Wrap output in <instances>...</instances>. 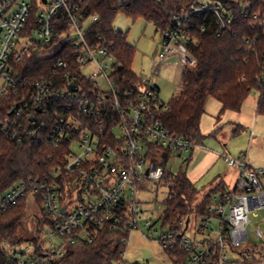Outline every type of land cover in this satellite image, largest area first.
<instances>
[{
	"label": "built area",
	"instance_id": "obj_1",
	"mask_svg": "<svg viewBox=\"0 0 264 264\" xmlns=\"http://www.w3.org/2000/svg\"><path fill=\"white\" fill-rule=\"evenodd\" d=\"M107 1L123 13L140 0ZM229 2L238 4L250 26L260 30L258 39L264 40V0H188L170 15V26L160 31L158 70L169 59L182 68H194L197 61L188 46L194 41V22L202 20L200 32L208 24L217 35L230 31L235 16ZM98 21L88 12L86 0H0V132L18 144L43 133L53 149L63 147L60 164L44 180H19L0 195V216L25 201L40 240L39 251L28 242L0 241V264H51L69 246L91 245L105 229L126 233V246L144 216L138 192L146 190L147 183L165 182L164 168L148 158L151 149L184 157L199 147L172 135L150 113L152 106L167 109L151 79L118 87L114 74L120 64L113 44L93 27ZM34 52L56 61L45 76L30 80L20 67ZM259 67L258 86L264 88V53ZM85 69L90 73L84 74ZM108 109L118 116L110 129ZM221 157L237 169L235 185L213 197L195 229L202 239L185 236L188 224L181 233H173L159 217L143 221L163 250L190 253L184 264H226L228 251L249 240V213L264 210V167L248 165L244 155ZM158 222L160 230H152ZM208 231L214 237H207ZM253 236L264 245L259 227ZM124 253L114 264H124Z\"/></svg>",
	"mask_w": 264,
	"mask_h": 264
},
{
	"label": "trees",
	"instance_id": "obj_2",
	"mask_svg": "<svg viewBox=\"0 0 264 264\" xmlns=\"http://www.w3.org/2000/svg\"><path fill=\"white\" fill-rule=\"evenodd\" d=\"M187 1L140 0L123 13L133 19L143 18L153 22L160 32L170 26V15L184 7ZM257 2L262 3L261 0ZM86 3L88 12L99 17V21L93 27L101 29V34L114 46V54L120 64V69L114 74L118 87L124 89L142 82L144 78L135 75L131 69L134 48L127 43L124 34L112 28V21L118 11L114 10L107 0H86ZM228 5L233 6L235 16L230 31L217 35L212 24H208L205 31L200 32L198 25L202 20H196L194 41L188 45L197 61L196 66L192 69L182 68L180 86L166 104V111L150 107V113L159 120L163 128L172 135L187 138L199 146H202L206 138L200 133V119L208 98L220 103V113L225 111L238 113L249 95L256 93V115L264 117V88L258 86L264 40L261 36L258 39L260 30L250 26V18L240 13L236 2H229ZM55 61L54 57L42 58L34 52L21 62L20 70L25 77L35 80L45 76ZM156 89L159 96L157 86ZM1 110L3 115H7L8 112L4 108ZM106 112L108 117L106 128L110 129L109 124L118 119V116L116 118V113L109 109ZM240 128L234 127L232 137L240 133ZM62 150L63 147L59 150L53 149L44 139L43 133L34 141L18 144L8 134L0 132V195L19 180L28 178L44 180L49 171L60 164ZM148 158L157 162L166 172L168 197L163 204L161 224L173 233H181L185 229L186 220L192 215L203 218L213 197L227 191L225 183L219 182L212 190L200 193V190L189 181L183 168L180 167L176 174L168 173L166 167L173 158L169 151H158L153 148ZM26 211L23 200L18 206L0 216V241L6 239L19 244L28 242L34 246V250L39 251V235L31 224L32 219H28ZM181 222H184V226L180 225ZM124 236L126 233L105 229L91 245L69 246L64 255L51 264H114L121 260V252L125 249L122 243ZM164 252L173 264H184L190 254L184 250L177 253L167 250ZM241 253L246 257L250 253H256L259 259L264 260V245L253 246L252 249Z\"/></svg>",
	"mask_w": 264,
	"mask_h": 264
},
{
	"label": "rangeland",
	"instance_id": "obj_3",
	"mask_svg": "<svg viewBox=\"0 0 264 264\" xmlns=\"http://www.w3.org/2000/svg\"><path fill=\"white\" fill-rule=\"evenodd\" d=\"M236 1V0H232ZM112 28L115 31H119L126 36V41L131 45L135 54L131 64V69L133 73L137 76L145 77L151 79V82L159 88V99L164 104H168L172 96L177 92L180 83H181V74L182 67L177 66L173 63H161L160 69L157 68L158 59L155 54L159 50L160 46V32L151 21H147L143 18L133 19L130 16L122 12H118L113 21ZM90 70L85 69L84 74H89ZM2 82L0 81V85ZM257 96L256 93L250 95L248 103H251L253 99ZM208 116V115H207ZM209 117V116H208ZM207 127H205V135L207 140L206 146L210 145L208 148L213 149L215 145H218V151L220 153L225 150L229 152L230 150H238L240 147H245V150L248 148L249 142V132L251 129L239 133L237 136H229L230 131L228 129L223 130L219 134L217 140L209 136L210 132L213 130L211 126L212 123L209 122L208 118H204ZM208 121V122H207ZM210 123V124H209ZM211 130V131H208ZM257 135L255 139L261 141L260 136L264 135V117L259 116L258 124L256 130L254 131ZM229 139L228 140V137ZM227 138L226 143L222 142L223 139ZM231 141V142H230ZM226 144V147H224ZM250 146V145H249ZM244 150V151H245ZM232 157V156H231ZM237 156H233L236 158ZM182 157H173L167 167L166 171L170 174H176L180 167L182 166ZM223 161V159H222ZM252 167H264V166H253ZM224 165L219 163L218 168L223 169ZM228 166H225V169ZM224 169V170H225ZM232 169L231 171H233ZM228 169V177L231 174L230 180H232V173ZM233 186V181L230 182L228 188L231 189ZM146 190H140L138 192V200L140 202L141 211L147 217L141 219L140 230H134L129 235V240L125 246L124 253V264H173L168 255L164 252L161 245L150 237V231L145 229L143 226V221L146 219L155 220L157 217L161 220V215L164 209V201L168 197V183L167 182H156V183H147L144 186ZM201 187L197 189L200 190ZM201 193V192H200ZM201 197V195H199ZM26 204V203H25ZM27 210V209H26ZM27 212V211H26ZM153 213V217L150 214ZM257 214L249 213L248 220L249 225L247 226V231L249 234V240L244 242L242 245L234 246V248L227 253V263L226 264H244L241 262L240 253L245 251V249H252L253 246H258L260 244L253 236V230L255 227H259L264 234V210L261 212H256ZM28 215V212H27ZM28 219L31 220V216L28 215ZM199 217H194L193 215L188 218V228L185 230L184 234L189 238L202 239L203 236L196 235L195 229L198 227L200 222ZM214 229H218V223L213 224ZM159 229V222L157 225H154L152 230ZM211 226H209V229ZM207 237H214V233L208 231L206 233Z\"/></svg>",
	"mask_w": 264,
	"mask_h": 264
},
{
	"label": "crops",
	"instance_id": "obj_4",
	"mask_svg": "<svg viewBox=\"0 0 264 264\" xmlns=\"http://www.w3.org/2000/svg\"><path fill=\"white\" fill-rule=\"evenodd\" d=\"M142 78L148 79L145 77ZM255 97L256 98L253 99L251 103H248V100L250 99L249 95V97L243 104L240 112L238 113L230 111L220 113L221 105L218 101L212 98H208L205 101L204 113L200 119V133L202 135H205V127H207V123H205L204 120L205 117L208 118L209 122L212 123L211 126L213 127L212 131L208 130L211 131L209 136L213 137L216 140L219 134H221L223 130L226 129L230 131L229 136L232 135L235 126L241 127L240 133H243L248 129H251V131L249 132V142L247 150H245V147H240L238 150H230L229 152L223 150V152L220 153V151H218V145H215L213 149H210L208 147L211 144L206 146V140L203 141L202 146L195 148L194 150L185 154L184 157L181 158V168L184 169L187 178L191 183L196 186V188L201 187V193H206L209 190H212V188L219 182L225 183L226 187L228 188L230 182L233 181V186L231 189L234 188L237 176V169L230 167H226L225 169V166L227 165L224 160L222 161L221 155L223 154L232 157L237 156L236 158L240 157L241 155H244V159L248 165L264 166V135L260 136V138H262L261 141H257L258 139H255L257 135L254 132L258 124V118L260 116L256 115L257 96ZM229 136H227L228 140H230ZM226 139L227 138L223 139L222 142L226 143ZM224 147H226V144H224ZM219 163H222L224 165L223 169L218 168ZM228 169H230V171L234 169L233 171H231L233 175L231 181H229L231 174L229 175V178L226 181L228 177ZM240 255L241 262H243L244 264H264V260L259 259L258 254L256 253H250L247 257L245 255H242V253H240ZM252 259L255 260L251 261Z\"/></svg>",
	"mask_w": 264,
	"mask_h": 264
},
{
	"label": "water",
	"instance_id": "obj_5",
	"mask_svg": "<svg viewBox=\"0 0 264 264\" xmlns=\"http://www.w3.org/2000/svg\"><path fill=\"white\" fill-rule=\"evenodd\" d=\"M43 1H44V0H43ZM217 1L221 2L222 4H225V1H226V0H217ZM174 61H175V59H169L167 62L170 63V62H174ZM71 89H72V87H71ZM187 222H188V221H187ZM187 222H186V225L188 224Z\"/></svg>",
	"mask_w": 264,
	"mask_h": 264
}]
</instances>
